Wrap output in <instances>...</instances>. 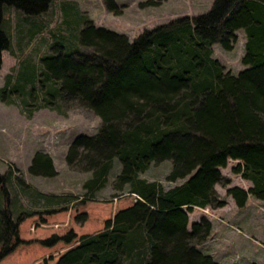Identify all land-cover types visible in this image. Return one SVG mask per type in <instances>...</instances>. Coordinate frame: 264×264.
Returning <instances> with one entry per match:
<instances>
[{
	"label": "trees",
	"instance_id": "1",
	"mask_svg": "<svg viewBox=\"0 0 264 264\" xmlns=\"http://www.w3.org/2000/svg\"><path fill=\"white\" fill-rule=\"evenodd\" d=\"M49 2L0 0V64L11 43L4 10L15 7L37 15ZM105 2L108 10L116 8L113 0ZM63 10L67 15L68 6ZM238 30L245 34L244 68L232 74L212 56V46L232 49ZM76 36L92 51L74 53L60 37L40 58L38 85L44 106L75 101L100 118L96 133L72 141L66 161L91 173L83 183L84 201L105 185L117 161L112 197L120 205L113 215L94 209L99 219L93 223L86 210L75 209L67 227L46 226L48 234L41 225L51 223L47 217L56 213L62 220L63 208L24 210L15 217L5 208L0 262L220 264L195 247L209 235L210 221L202 218L189 231L188 212L225 204L214 185L223 181L219 168L229 159L238 161L232 171L251 186L230 187L227 195L238 207L249 195L264 200V0H214L205 13L174 18L131 41L89 22ZM24 69L13 90L33 81L37 70ZM162 161L171 163L165 179L174 184L168 187L141 177ZM28 171L56 174L51 157L42 151L35 152ZM45 197L48 202L58 198ZM34 218L40 224L31 223Z\"/></svg>",
	"mask_w": 264,
	"mask_h": 264
},
{
	"label": "rangeland",
	"instance_id": "2",
	"mask_svg": "<svg viewBox=\"0 0 264 264\" xmlns=\"http://www.w3.org/2000/svg\"><path fill=\"white\" fill-rule=\"evenodd\" d=\"M105 1L50 0L47 9L37 15H27L15 7L6 8L3 12L11 43L9 49L2 51L0 64V95L4 93L0 96V185L5 190L3 194L0 189V214L4 216L5 208L12 211L10 213L14 217L24 210L42 212L46 208H63L62 220L56 213L47 217L51 223L41 225L46 230L43 231L45 234L50 232L47 230L50 225L67 227L69 216L75 209L86 210L91 223L99 219L92 214L94 209H99V214L103 216L108 212L113 215L120 205L116 203V197H112L117 193L114 177L120 170V164L115 161L105 185L95 192L91 201H84L83 183L91 173L71 168L66 154L78 135L96 133L101 120L92 110L75 101L60 100L58 107L44 106L43 89L38 85L40 58L56 45L60 37L68 46L71 45L74 53H90L92 50L76 39L77 30L88 22L124 34L131 41L144 30L174 18L205 13L214 2L113 0L116 8L111 11ZM63 5L68 6L67 15ZM236 36L230 50H225L218 43L212 46V56L232 74L244 68L241 58L245 34L238 30ZM26 63L31 65L29 68L37 70L36 75L33 81L25 84L24 89L13 90L18 83L17 75ZM7 79L9 82L5 85ZM37 151L51 157L56 171L54 176L29 173L32 157ZM237 163L229 159L226 167H220L223 181L214 185L225 204L194 207L188 212L187 229L191 231L192 223L200 222L202 218L210 221L212 228L209 235L195 247L220 264H264V200L249 195L246 204L238 207L226 193L233 186L247 189L251 185L250 181L232 171ZM170 167V161L151 164L141 177L161 181L168 187L174 184L165 179ZM45 196L58 198L48 202ZM126 198L132 201L129 196ZM31 223L40 224V221L34 218ZM0 264L6 263L3 260Z\"/></svg>",
	"mask_w": 264,
	"mask_h": 264
},
{
	"label": "crops",
	"instance_id": "3",
	"mask_svg": "<svg viewBox=\"0 0 264 264\" xmlns=\"http://www.w3.org/2000/svg\"><path fill=\"white\" fill-rule=\"evenodd\" d=\"M251 186V185H250Z\"/></svg>",
	"mask_w": 264,
	"mask_h": 264
}]
</instances>
